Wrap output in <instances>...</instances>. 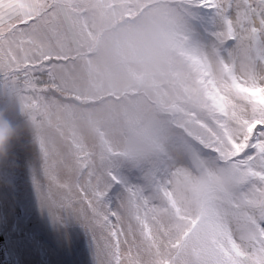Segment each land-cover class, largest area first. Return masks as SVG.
Segmentation results:
<instances>
[{
    "label": "rangeland",
    "instance_id": "rangeland-1",
    "mask_svg": "<svg viewBox=\"0 0 264 264\" xmlns=\"http://www.w3.org/2000/svg\"><path fill=\"white\" fill-rule=\"evenodd\" d=\"M56 2L63 58L27 77L0 75V127L10 133L0 160L13 149L18 160L0 169V264H96L84 228L53 221L39 205L32 179L41 146L60 181L81 153L97 164L105 153L144 182L174 173L192 187L207 158L206 93L220 102L210 83L220 79L214 55L172 7L176 0Z\"/></svg>",
    "mask_w": 264,
    "mask_h": 264
},
{
    "label": "snow or ice",
    "instance_id": "snow-or-ice-1",
    "mask_svg": "<svg viewBox=\"0 0 264 264\" xmlns=\"http://www.w3.org/2000/svg\"><path fill=\"white\" fill-rule=\"evenodd\" d=\"M0 0V75L47 70L64 56L56 0ZM188 28L211 49L220 102L206 93L207 158L194 186L175 174L144 180L81 153L73 175H52L41 146L36 198L53 221L90 235L96 264H264V0H176ZM10 133L0 127V146ZM15 153V154H14ZM54 163V162H53ZM18 166L15 149L0 169ZM43 175L41 180L39 175Z\"/></svg>",
    "mask_w": 264,
    "mask_h": 264
},
{
    "label": "bare ground",
    "instance_id": "bare-ground-1",
    "mask_svg": "<svg viewBox=\"0 0 264 264\" xmlns=\"http://www.w3.org/2000/svg\"><path fill=\"white\" fill-rule=\"evenodd\" d=\"M80 84H81V83H80ZM80 84H78V86H77L79 89H81V85H80Z\"/></svg>",
    "mask_w": 264,
    "mask_h": 264
}]
</instances>
